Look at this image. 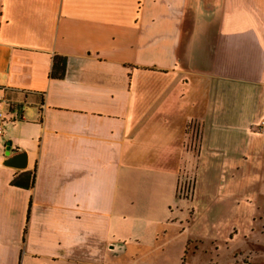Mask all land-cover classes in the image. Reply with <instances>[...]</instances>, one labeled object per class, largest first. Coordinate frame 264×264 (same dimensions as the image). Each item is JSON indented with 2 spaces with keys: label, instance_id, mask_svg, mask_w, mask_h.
I'll list each match as a JSON object with an SVG mask.
<instances>
[{
  "label": "crops",
  "instance_id": "0c3cea01",
  "mask_svg": "<svg viewBox=\"0 0 264 264\" xmlns=\"http://www.w3.org/2000/svg\"><path fill=\"white\" fill-rule=\"evenodd\" d=\"M0 110V264L242 251L264 212V0H0Z\"/></svg>",
  "mask_w": 264,
  "mask_h": 264
},
{
  "label": "rangeland",
  "instance_id": "374dc122",
  "mask_svg": "<svg viewBox=\"0 0 264 264\" xmlns=\"http://www.w3.org/2000/svg\"><path fill=\"white\" fill-rule=\"evenodd\" d=\"M193 169L190 168L187 171V188L192 184L193 179ZM189 201V197L187 198ZM182 203L185 202L186 198L184 193L178 198ZM256 231L252 235L251 241L249 243L240 242L238 247L242 251H236L234 246H231L227 249H222L219 247L218 254L215 250L211 251L209 244H202L201 242H190L186 250V258L188 253H192L197 250V254L184 261V264H264V212L258 216ZM184 240V237H177V243H172L166 249V256L158 255L156 256L155 261L146 262L147 264H183L181 261V256H179V241ZM203 245V246H202ZM159 254V253H158ZM223 260L220 262L219 259Z\"/></svg>",
  "mask_w": 264,
  "mask_h": 264
},
{
  "label": "water",
  "instance_id": "95a60500",
  "mask_svg": "<svg viewBox=\"0 0 264 264\" xmlns=\"http://www.w3.org/2000/svg\"><path fill=\"white\" fill-rule=\"evenodd\" d=\"M10 150L9 148L6 149L5 156L7 160L4 162V166L11 167L18 170H23L26 167V157L24 154H20L14 157H9Z\"/></svg>",
  "mask_w": 264,
  "mask_h": 264
},
{
  "label": "trees",
  "instance_id": "16d2710c",
  "mask_svg": "<svg viewBox=\"0 0 264 264\" xmlns=\"http://www.w3.org/2000/svg\"><path fill=\"white\" fill-rule=\"evenodd\" d=\"M63 66H64V64H63V61L61 59H55L53 62V65H52L51 76L53 77L58 70L59 77H61L62 71H63ZM33 181H34L33 179L32 180L29 179L27 184H20L17 181L13 180L11 184H12V186H15V187L28 189L33 185Z\"/></svg>",
  "mask_w": 264,
  "mask_h": 264
},
{
  "label": "built area",
  "instance_id": "2783aa9c",
  "mask_svg": "<svg viewBox=\"0 0 264 264\" xmlns=\"http://www.w3.org/2000/svg\"><path fill=\"white\" fill-rule=\"evenodd\" d=\"M3 121H4L3 113L0 110V135L2 134V130H3Z\"/></svg>",
  "mask_w": 264,
  "mask_h": 264
}]
</instances>
